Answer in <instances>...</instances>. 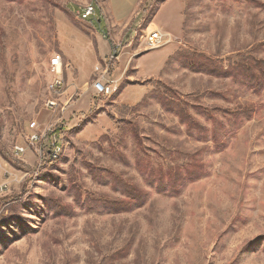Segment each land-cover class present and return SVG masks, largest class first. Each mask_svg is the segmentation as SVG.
<instances>
[{"label": "rangeland", "instance_id": "1", "mask_svg": "<svg viewBox=\"0 0 264 264\" xmlns=\"http://www.w3.org/2000/svg\"><path fill=\"white\" fill-rule=\"evenodd\" d=\"M252 51L264 60V0H0V264H264V93L185 63ZM106 64L116 97L92 88ZM251 106L210 140L224 111ZM145 153L181 178L198 169L159 193Z\"/></svg>", "mask_w": 264, "mask_h": 264}, {"label": "trees", "instance_id": "2", "mask_svg": "<svg viewBox=\"0 0 264 264\" xmlns=\"http://www.w3.org/2000/svg\"><path fill=\"white\" fill-rule=\"evenodd\" d=\"M162 1H159L161 3ZM156 8V7H155ZM94 11V9H93ZM156 9L153 11V15L155 14ZM79 14V12H78ZM81 15L79 14L77 18L79 20H83ZM91 18V17H90ZM89 18H86L87 20ZM150 21V20H149ZM109 40V39H108ZM255 52V51H254ZM204 61L195 60L194 57L185 60V63L189 67V69H193L195 72L203 73L207 75H217L218 77L221 76L223 78H229L233 81L234 84L237 86L255 91L258 94L264 93V60L257 59V56L253 55L252 52H248L246 56H240L231 61H227L228 67L225 69L221 66H214V61H210L208 59L202 58ZM202 65V67H201ZM124 88V85L121 84L116 92L113 94V96H117L122 89ZM253 91V92H254ZM162 99V105L167 103L169 105L170 110L172 112V106L174 105L175 109L182 114H186L188 112V108L186 105L178 104L180 102H177L173 98L171 100H167L166 96H160V100ZM177 102V103H176ZM141 105V104H140ZM252 107V106H251ZM168 108V107H165ZM252 108L248 107H239L238 110L232 111V112H225L223 113L224 118L226 119L224 126L222 125V128L220 127V131H224L219 134H213V137L210 138V140L215 144L217 143V140L220 136V139L227 140V137L230 138V135H233L236 131H238L244 122L249 121L252 119ZM254 111V109H253ZM215 118V117H214ZM207 120L209 122H214L213 118L207 117ZM191 123H193L194 120H190ZM195 123V122H194ZM220 126V124H219ZM191 128V127H189ZM192 130V129H191ZM219 131V129H216ZM135 132H132L134 134ZM145 157L147 158L145 160V163L147 165L146 173L148 175L145 183L151 190H156L159 193H163L166 195H172L176 192H178L180 184L185 180L191 181L193 179L192 170L197 171L198 167L196 164L190 165L187 170L185 171V175L183 178L178 176V170L177 168H163L162 166H158L157 164L153 163L152 159H149L147 157V154L145 153ZM187 165L184 166L186 168ZM174 169V170H173ZM181 170V169H180ZM143 173V172H141ZM144 174V173H143ZM132 200V199H131ZM138 202H136L133 206L130 207V210L133 208H136L138 205ZM130 205H124V208H128Z\"/></svg>", "mask_w": 264, "mask_h": 264}, {"label": "built area", "instance_id": "3", "mask_svg": "<svg viewBox=\"0 0 264 264\" xmlns=\"http://www.w3.org/2000/svg\"><path fill=\"white\" fill-rule=\"evenodd\" d=\"M93 14H94L93 8H87L84 14L82 15V19L89 18V16H93ZM162 40H164L163 36L157 30H154L148 34L147 45L149 46L150 49H153L154 47L158 46ZM49 68H50V72L57 75L58 78H56L51 83H49L47 89L49 93L59 98L64 95L65 86H66V83L64 82L63 78L59 76L61 73L60 70L62 68V60L60 55H55L50 59ZM107 70H108L107 64L105 65V69L103 70V72L100 69V67L95 68V72L99 75V77L93 82L92 88L99 95L104 96L106 98H110L116 92L117 88H114L113 86L114 81H111L105 77ZM70 101L71 99L68 102ZM46 107L50 109H54V108L57 109L58 106L56 102L49 101L46 104ZM34 128H35V124H32L30 126V130L33 131ZM28 140H29L28 143L30 145H34L37 143L39 138L37 137L36 134L31 133ZM16 153L17 154L23 153V150L17 148ZM59 153H60V149L58 147H54L53 158L55 159Z\"/></svg>", "mask_w": 264, "mask_h": 264}]
</instances>
